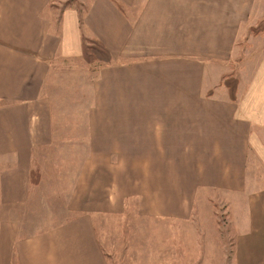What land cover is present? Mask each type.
I'll return each instance as SVG.
<instances>
[{
	"label": "crops",
	"instance_id": "crops-1",
	"mask_svg": "<svg viewBox=\"0 0 264 264\" xmlns=\"http://www.w3.org/2000/svg\"><path fill=\"white\" fill-rule=\"evenodd\" d=\"M67 1L0 0L2 203L21 204L34 187L35 150L53 141L59 65L83 60V36L113 57L92 80L73 216L31 235L0 221V264H110L96 220L125 223L131 201L136 224L165 229L170 264L182 247L189 257L196 208H241L231 262L264 264V31H251L262 1L88 0L82 20Z\"/></svg>",
	"mask_w": 264,
	"mask_h": 264
},
{
	"label": "rangeland",
	"instance_id": "rangeland-1",
	"mask_svg": "<svg viewBox=\"0 0 264 264\" xmlns=\"http://www.w3.org/2000/svg\"><path fill=\"white\" fill-rule=\"evenodd\" d=\"M261 1V17L251 26L254 34L264 29V0ZM87 2L88 0H75L71 4L83 16ZM242 43L247 45L246 42ZM96 65L97 62L88 63L85 60L66 61L59 65L54 81H51L49 91L54 119L53 141L36 149L33 155L32 168L40 172V182L29 189L27 199L21 204L7 205L0 201V221L16 219L20 223L21 234L31 235L51 229L73 216L67 207V197L73 187L75 174L85 157V109L91 100L92 80L100 68L95 67ZM233 71V75L225 80L231 87H235L234 82L237 80L236 70ZM261 169H264V164L257 167V172L262 173ZM215 204L217 206L213 214L211 209H204L201 213L198 208L194 210L190 224L189 257H183V247L180 248L174 255L177 256L179 264H232V225L239 217L237 214L241 208L228 209L223 207L222 201H216ZM133 205L134 201H131L127 207L128 218L125 223L110 221L102 226L100 220H96L99 240L110 264H170L172 256H168L166 252L168 235L165 229L154 235L143 220L136 224L133 221L136 214ZM214 231L217 234L220 255L217 251L209 250L212 237L204 240L208 238V233ZM205 232H208L207 235H203Z\"/></svg>",
	"mask_w": 264,
	"mask_h": 264
},
{
	"label": "trees",
	"instance_id": "trees-1",
	"mask_svg": "<svg viewBox=\"0 0 264 264\" xmlns=\"http://www.w3.org/2000/svg\"><path fill=\"white\" fill-rule=\"evenodd\" d=\"M73 1L75 0L67 1L66 5H70ZM78 11L81 13L79 9ZM82 18L83 16L80 15V20H82ZM82 49H83V52H82L83 60H85L88 63L97 62V65L95 67H101L113 61V57L111 53L97 39L83 36L82 37ZM231 91L234 92V87L233 89H231ZM40 176H41L40 172L37 169L32 168L31 173H30L31 184L33 185L39 184Z\"/></svg>",
	"mask_w": 264,
	"mask_h": 264
}]
</instances>
